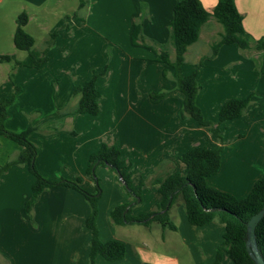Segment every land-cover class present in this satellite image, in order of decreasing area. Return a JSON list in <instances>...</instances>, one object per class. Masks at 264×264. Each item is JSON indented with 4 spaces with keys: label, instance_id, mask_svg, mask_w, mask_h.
<instances>
[{
    "label": "crops",
    "instance_id": "1",
    "mask_svg": "<svg viewBox=\"0 0 264 264\" xmlns=\"http://www.w3.org/2000/svg\"><path fill=\"white\" fill-rule=\"evenodd\" d=\"M63 1L18 0L24 10H30L24 29L34 38L36 49L42 47L49 33L57 30L54 43L45 54L47 61L41 67H19L41 70L50 63L60 67L80 64L77 57L87 55L91 48H98L95 56L105 52L107 47L112 48L113 53L105 75L96 82L100 93L96 115L67 113L58 116L56 109L60 103H75V98L68 101L72 85L85 82L91 68L100 70L106 61L104 57L97 63L99 65L80 64L76 71L82 74L68 83L66 96L56 103L55 110L50 109V115L44 114L30 123L20 120L11 126L6 111L3 121L6 129L19 132L28 126L34 127L28 138L37 147L35 166L40 174L53 180L80 178L85 190L96 193V182L86 175V168L89 155L99 148L104 136L108 144L120 149L122 158L131 162L134 173L140 171L147 177L162 160L169 162L168 173H183L185 165L179 156L184 151L196 145L214 148L221 144L220 168L207 177V184L238 198L245 197L255 182L264 177V53L259 75L255 73V59L261 52L244 51L236 44L220 46L215 57L204 59L196 71L201 86L196 96L200 110L204 99L220 97L223 103L232 97L244 98L252 94L244 114L229 120L226 126L222 124V134L229 133L230 137L222 136L220 143L217 136L208 132V126L197 123L190 116L180 117L184 100L181 90L177 91L174 105H162L163 99L159 103L150 101L149 92L163 88L165 84L161 80L165 72L174 76V68L155 60V54L144 43L165 46L170 50V57H174L169 44V25L175 0H86L83 10L78 9V0L68 8L63 7ZM200 2L211 12L217 0ZM234 2L242 15L244 29L254 39L264 37V0ZM32 24L34 33L28 30ZM136 24L141 26L142 37L134 44L131 33ZM221 30L220 23L212 17L201 27L199 40L184 53L182 76L192 73L196 64L210 54L205 51ZM101 31L108 35L103 36ZM35 32L38 37L44 36L41 44L37 43ZM198 47L205 50L199 51ZM28 73V79L35 81L34 87L39 88L43 75ZM28 79L23 82L27 83ZM258 79L261 82L257 84ZM11 86L21 89L18 84L11 83ZM55 90H60L58 82ZM105 98L106 101L113 99L103 106ZM233 125L236 130L231 133L229 129ZM37 133L44 135L43 141L37 138ZM22 149L21 145L0 134V168L15 160ZM95 174L100 186L96 203L99 238L120 240L125 245L122 259L109 261L97 255L95 264L213 263L225 230L223 222L191 225L182 200L177 197L168 209L175 229L162 228L157 222L147 226L116 225L109 213L117 204L128 202L130 197L109 168L98 165ZM33 180L25 163L12 164L0 174V264H88L91 230L86 219L91 211L90 204L75 189L58 186L39 195L29 216L24 205L31 195ZM160 198L155 186L144 187L142 201L133 207L132 213L152 211ZM221 264L234 263L225 255Z\"/></svg>",
    "mask_w": 264,
    "mask_h": 264
},
{
    "label": "trees",
    "instance_id": "2",
    "mask_svg": "<svg viewBox=\"0 0 264 264\" xmlns=\"http://www.w3.org/2000/svg\"><path fill=\"white\" fill-rule=\"evenodd\" d=\"M78 9H85L86 0H78ZM214 18L220 23L222 30L210 43V54L203 57L198 63L201 66L203 59H212L222 45L236 44L241 50L261 52L256 57V70L261 71L264 53V37L254 39L242 25V15L238 12L234 0H217L213 10H206L200 0H175L172 19L169 25V44L174 51L170 57V50L165 46L144 45L155 54V60L167 63L174 68V77L179 89L184 94V100L179 111L182 118L192 117L197 123L209 126L220 143L222 136L219 124L241 117L251 103L252 94L244 97H232L223 102L218 113V122L213 124L205 119L196 104V96L200 84L196 79V71L186 76L181 75V65L184 63V53L187 47L199 40L201 27ZM28 21V14L21 12L16 18L13 32V44L16 49L26 51L22 60H16L13 54L0 55V62L15 61L17 66L39 68L46 61L45 55L53 45L57 30L49 33L43 40L40 49L34 48V38L25 31L24 25ZM142 37L141 26L136 24L131 33V41L136 44ZM107 67L102 70H92L90 77L82 84H73L70 96H74L73 105H65L61 113H88L96 115L99 112L100 93L96 88L99 77L105 75ZM15 90H19L15 87ZM159 96H163L160 93ZM12 98L0 100V134L18 143L23 149L17 158L0 168V174L12 164L25 163L34 176L31 186V195L25 202L24 211L30 216L31 210L39 195L50 188L67 186L80 192L90 204V214L86 225L91 230L89 263L95 264V257L101 255L109 261L119 260L125 256V245L122 241L111 239L102 241L96 227L97 200L100 196V186L95 174L98 165L105 166L116 174L130 197L128 202L117 204L109 213L111 221L116 225L143 224L157 222L162 228L175 229V225L168 216V209L177 197H180L184 206L187 221L194 226L208 225L213 221L225 224L221 242L216 248L215 259L212 264H221L226 255L234 264H255L246 251L247 221L264 207V177L255 182L249 193L242 198L216 189L207 184V177L215 174L221 165V144L208 148L196 145L184 151L179 159L184 163L183 173L167 172L169 162L162 160L150 177H144L142 172L134 173L129 160L121 157L120 149L114 144L102 142L97 150L88 157L86 175L92 177L97 186L96 193H90L80 185V178L69 180L66 178L49 179L44 177L35 166L37 154L36 145L29 140L28 134L34 129L28 126L25 130L14 132L6 129L3 121L7 115L6 106ZM66 107V108H65ZM153 185L161 198L155 208L147 213L133 214L132 209L142 201L143 188ZM257 249L264 260V216L255 228Z\"/></svg>",
    "mask_w": 264,
    "mask_h": 264
},
{
    "label": "rangeland",
    "instance_id": "3",
    "mask_svg": "<svg viewBox=\"0 0 264 264\" xmlns=\"http://www.w3.org/2000/svg\"><path fill=\"white\" fill-rule=\"evenodd\" d=\"M11 1H15V2L9 3L8 0H0V55L13 54L16 60H20L26 56V51L15 48L13 44L12 36L16 26V18L18 14H20L23 11L28 14L30 10L27 8L24 10L23 8L24 5L22 4V2H18V0H11ZM73 1L76 0H64L62 2L63 7L68 8V6L73 3ZM43 22L46 23V21ZM33 27H34L33 24L32 27L31 26L28 27V30L30 32L32 30V33H34ZM100 33L103 36L108 35L106 34V32L103 31H101ZM35 35L37 36V37L35 36L36 40H38L37 43L39 44L40 42L41 44V41L43 40L44 36L38 37V34L36 32ZM108 37L111 36L109 35ZM37 46L38 45L35 44L34 48H36ZM198 48L199 51L205 50L204 47H198ZM97 49L98 48H91L87 55L82 54L78 56L77 58L79 59L80 64H97L101 61V58L104 57V60L106 61L101 66L100 70H102L104 66H107L108 61L110 60L112 55L111 53H113L112 48L107 47L105 48L106 49L105 52L101 51V54H99V56L98 55L95 56V54L98 51ZM205 52L209 54L211 52L210 48H208ZM213 62L219 63L221 61H213ZM80 64H75V65L71 64L66 66L63 65L62 67H60V65L50 63L44 65L41 70H37V69L19 67L15 65L14 60L0 62V100L4 98H12L11 102L6 106V111H8V114L10 115L9 124L11 126H15L20 120H24L26 121V123H30L31 121H36V119H39L40 116H44V114L50 115L51 114L49 112L50 109L55 110L56 103L58 101H62L64 96H66V92L68 91V83L74 82L73 78L75 76H79L82 74L79 70L78 72L76 71L77 68L80 67ZM200 67L201 66H198L196 64V66L193 69L197 71ZM92 70H96V68L95 67L91 68V71ZM100 70H96V71H100ZM91 71H90V75H91ZM182 71H184V69H182ZM28 72H33V73L36 72L35 74L37 75L38 73L40 75H43L42 81L39 82L40 85L39 88L36 89L34 87L36 83L35 81L32 82L30 81V79H28V74H29ZM255 73H257L258 75L259 73L261 74L259 70H256ZM25 79H28L27 83L23 82ZM262 81H264V74L262 76ZM57 82L60 85V90L58 92L55 90V86ZM161 82L165 84V86H162L163 88L158 89L156 91L149 92V97L151 99L150 101L154 103H159V101L163 99V102L161 103L162 105L176 104L177 102L176 96L178 94L177 91L180 90L176 78L174 76H171L168 71L165 72ZM259 82H261L260 79L257 80V84ZM11 83L15 85L18 84L21 89L15 90L11 86ZM260 85L261 83L258 86ZM160 93H163V96H159ZM68 99H69L68 101H72L74 99V96L69 95ZM111 99L113 98H108L106 101L105 98L103 101V106H105V104L108 103ZM221 101L222 100L220 99V97L204 99V102L202 104L204 108L201 106L202 107L201 113L203 117L211 121L213 124L218 122V111L220 109V106L223 104ZM68 104L60 103V106L56 109L58 112V116L67 114V113H61L60 111L64 108L65 105ZM35 110H39L41 113H36ZM230 122L231 121L228 120L223 123H225L226 126V124H229ZM223 123L219 124L220 135L229 138L230 137L229 133L222 134V132L224 131V129H222ZM206 128L209 133H212L209 126ZM235 130H236V125H233L232 128L229 129V132L232 133V131ZM37 134H38L37 138L40 141H43L44 135H40L41 133H37ZM212 134L214 136H217L215 133ZM58 139L60 140V138ZM102 142L107 143L105 136L104 138H102L101 143Z\"/></svg>",
    "mask_w": 264,
    "mask_h": 264
},
{
    "label": "water",
    "instance_id": "4",
    "mask_svg": "<svg viewBox=\"0 0 264 264\" xmlns=\"http://www.w3.org/2000/svg\"><path fill=\"white\" fill-rule=\"evenodd\" d=\"M264 216V207L253 214L247 221V240H246V251L251 256L255 264H264V260L260 255L256 239H255V228L261 218Z\"/></svg>",
    "mask_w": 264,
    "mask_h": 264
}]
</instances>
